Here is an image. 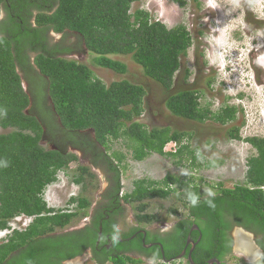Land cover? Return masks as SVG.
Here are the masks:
<instances>
[{
	"label": "trees",
	"instance_id": "obj_1",
	"mask_svg": "<svg viewBox=\"0 0 264 264\" xmlns=\"http://www.w3.org/2000/svg\"><path fill=\"white\" fill-rule=\"evenodd\" d=\"M139 1L54 0L57 7L52 13L49 11L52 7L33 2L38 8L37 27L29 22L31 13L26 17L9 11L5 30L0 35V127L7 130L0 133V232H8L0 240V264H59L81 255L90 246L94 248L99 230L96 224L80 232L55 234L87 213L92 200L86 191L97 187V177L90 166L79 162L77 153L68 150V142H56L50 148L42 145L47 136L41 122L43 117L30 109L31 95L35 92L24 88L21 73L23 71L26 79L33 82L29 72L34 69L25 68L31 66L28 51L37 52L35 65L47 78L48 94L61 127L72 134L68 138L71 145L75 148L85 142L91 149L95 147L98 160L94 162H104L108 173H114V194L124 187L122 176L128 167L129 154L136 161L152 154L178 158L177 164L186 158L191 160L192 168L219 165L214 160L197 163L199 149L190 145L193 134L189 131L169 126L148 127L140 121L147 96L142 84L128 79L106 84L88 64L56 56L53 51L59 50L58 47H49L45 42V33L50 29L56 33H77L87 50L96 55L97 67L127 74L128 65L111 56L129 55L141 66L144 75L167 93L166 108L172 115L201 124L235 122L237 106L225 103L213 109L210 102H202L203 91L185 86L192 73L189 68H183L181 59L194 44L188 27L181 23L169 28L148 10L132 11V5ZM5 2L0 0V14ZM174 2L181 7L187 4L186 0ZM252 4L253 0H249L246 8L250 10ZM179 73L184 76L179 81L181 88L176 90ZM212 81L209 79L207 85L211 86ZM226 134L228 139L245 140L255 149L247 158L244 182L233 187H225L223 183L204 184L211 190L210 194H205L202 184L171 173L160 180L136 179L133 188L125 191L124 198L135 207L139 223L162 220L157 214L148 213V203L175 194L185 210L177 226L179 242H184L187 236L184 229L180 231L181 226L199 223L204 228L202 245L207 256L224 257L231 252L226 230L232 226L225 220V215H229L238 226L258 235L257 243L264 248V137L244 138L237 125L227 129ZM116 144L120 147H115ZM168 144H174L175 151L166 150ZM75 162L77 167L71 180L82 186L80 195L70 197L65 207L49 206L46 189L58 181L60 172L68 171ZM114 199L117 197H112ZM71 205L74 211L69 210ZM178 212L177 208L169 209L170 214ZM19 216L32 218V221L25 229L11 231L12 221ZM165 251L168 253L166 246ZM16 252L20 255H15ZM127 261L133 259L116 258L113 263L126 264ZM255 264H264V257Z\"/></svg>",
	"mask_w": 264,
	"mask_h": 264
},
{
	"label": "rangeland",
	"instance_id": "obj_2",
	"mask_svg": "<svg viewBox=\"0 0 264 264\" xmlns=\"http://www.w3.org/2000/svg\"><path fill=\"white\" fill-rule=\"evenodd\" d=\"M186 1V6L181 7L174 0H141L135 2L131 10L134 11L137 8L148 10L155 19L161 20L169 28L181 23L188 27L193 36L194 44L189 49L187 56L181 59L183 68H189L192 73L188 83H192L194 79H197L196 84L205 91L202 102H210L213 109H218L225 103L237 106L239 109L238 118L233 123L221 125L213 121H207L201 124L172 115L166 108L167 93L157 83L146 77L141 66L136 64L129 55L111 56V58L128 65L129 71L124 75L97 67L94 64L96 55L90 53L83 42H80V46L76 48L80 51V55L75 53V55L64 56L88 64L94 70L95 75L106 84L123 79L142 84L147 90V96L145 98V112L140 121L148 127L169 126L176 130L189 131L193 134L190 145L192 148L199 149V152L196 153L199 157L197 163H206L211 160L219 163L218 166L212 168L204 166L192 168L191 160L186 158H183L182 162L177 164L178 158L152 154L142 161H136L129 154L128 167L122 176L123 190L125 191H130L133 188V182L136 179L149 177L160 180L167 173L202 184L205 194H210L211 190L204 187V184L223 183L225 187H233L244 182L247 171V158L255 153V149L245 140L228 139L227 129L232 125H237L241 127V134L244 138L264 137V60L261 58L260 62L253 64L248 54L251 41L248 36L243 48H241L240 42L235 39V31L245 24L242 5L244 0H215V8L210 6L209 0H199V2L194 0ZM246 1L249 2V0ZM261 9H264V0H253L250 14L252 16L254 14L257 15L256 13H260ZM52 34L54 39L61 40L59 39L60 34L53 32ZM77 37L72 35L69 38H65L64 44L75 45ZM21 73L27 85V90H30L25 73ZM183 76L184 74H181L179 81L183 80ZM39 77L45 78L41 74H39ZM209 79H213L210 87L207 85ZM45 94L48 93L46 90L44 91V87L38 85V89L35 91L36 96L31 95V99L33 98L32 101L36 103L39 114L43 117V120L46 119L44 121L41 120L46 131L48 129L46 138L42 140V145L50 148L59 141L62 144L71 142L68 138L72 134L61 127L59 118L56 115L55 121L52 122L49 108L53 111V107L49 97L48 102L50 105H46ZM32 106L33 103L30 109H33ZM45 122L47 125H45ZM4 132H7V130L0 127V133ZM80 138L81 136L77 137V139ZM172 145L174 144L167 145L166 149L170 150L172 148L175 151L176 146ZM115 147L119 148L120 144H116ZM68 149L78 154L79 162L91 159V156L85 158L83 153L73 148V146H69ZM122 150L125 151L124 147ZM76 167L77 163L75 162L68 171L60 172L58 181L46 189L45 199L49 206L61 207L65 204L69 195L79 192V186L75 185L71 180L72 172ZM95 173L97 187L86 191V195L91 198L92 202L99 200V195L105 190L107 184L104 170L99 168L96 169ZM147 208L148 213H155L161 217V224L165 221L170 223L175 218L169 213L170 208H178L179 211L183 212V208L175 194L165 200H152L148 203ZM22 219L24 220L25 218L21 216L14 219L12 221L13 224L11 223L12 227L22 228L26 224H18L19 220L21 221ZM28 222L29 220H27ZM236 232H234L236 241L239 242ZM244 232L249 233V231ZM5 235V232L0 233V240ZM240 241L243 242L241 245L245 246L244 249L250 246L252 251L256 249L253 239L246 233L242 235ZM247 256L249 257V255ZM85 258L86 254L70 261L67 260L66 263H81ZM244 262V253L236 251L235 255L229 258L228 264H244ZM85 264L93 263L87 261Z\"/></svg>",
	"mask_w": 264,
	"mask_h": 264
},
{
	"label": "flooded vegetation",
	"instance_id": "obj_3",
	"mask_svg": "<svg viewBox=\"0 0 264 264\" xmlns=\"http://www.w3.org/2000/svg\"><path fill=\"white\" fill-rule=\"evenodd\" d=\"M33 2L39 3V5L46 8L52 7L51 10H49L51 13L57 7V4L54 2V0H30V2L26 0H15V2L13 0H6V2L2 5V11L0 14V33L5 30L6 23L4 22L5 20H8V15L10 13L9 11L22 13L26 17H29L31 13L32 17L29 19V22L33 27H37L36 18L38 15V8L33 6ZM246 3H248L246 0H244L242 3L244 8L245 24L235 32V36L238 42H240V44L242 45L241 48H243V45L246 44L247 36L251 39L249 44L250 48H248V50L250 52V59L253 61V64H255L260 62L261 58H263L264 60V9H261V11H259L260 13H256L257 15L254 14V16H252L250 14V10L246 8ZM22 21L23 20H21L20 22L22 23ZM52 32L55 34H60L59 39H63V41L54 39ZM0 35H2V33ZM72 35H75L76 37L78 36L75 45L69 46L64 44V39L69 38V36ZM45 39V42L49 47H58L59 50L53 51V54L61 57L75 55V53L80 55V51L76 48L77 46H80V42H83V44L85 45L84 41L81 40L82 38L77 33L71 31L56 33L54 32V30L50 29L45 33ZM28 55L30 57V65L32 67L28 65L25 68L27 70L34 69L30 70L31 72H29L30 74L32 73L34 77L33 82H30L27 78L30 90L35 92L38 89V85H42L44 87V91L46 90L48 93L46 83L47 78L45 77V79H43L39 77L40 73L38 72L39 70L34 62L37 52L28 51ZM180 76L181 75L179 73L176 77L174 89L178 90L182 86L179 82ZM196 80L197 79H194L192 83L187 82L185 86L190 89L201 90L205 92L204 89L196 84ZM32 96L35 97L36 95ZM48 97L52 105V100L49 94H45L46 105H50L48 102ZM31 100H33V98ZM32 103L33 111L35 115H38L39 110L36 107V103L31 101V105ZM49 111L51 112L50 118L52 119V122H54L55 115L57 116V114L54 108L53 111L49 108ZM68 146H72L70 142H68ZM75 149L81 151L85 158L91 156L90 160H82L80 161V163L90 166L93 172H95L96 169L99 168L104 170V172L106 173L105 179L107 183L105 190L99 195V200L92 202L86 214L82 215V217H79V219L75 220L65 229L59 230L57 231V233H55L64 234L75 231L80 232L81 230H86L87 227L93 228L96 224H98L99 230L97 236L95 237L96 239L94 248L90 246L84 251V253L77 256L80 257L86 254V258L81 261V263L75 264H85V262L87 261H91L93 264H114V259L125 257L133 259V261H127L126 264H228L229 258L232 255H235L236 251L239 253H244V264H255L264 257V248L257 243L258 235H256L253 231L246 230L242 226H238L233 218L229 215H225V220L232 226L230 229L226 230V236L230 240L231 244V252L222 258H218L216 256H207L205 245H202L204 228L203 225H200L199 223H186L181 226L180 231H183L184 229L187 232V236L184 242H179L176 239L179 230L177 226L185 216L184 209L183 212L179 211L177 214H172V216H174L175 218L170 223L165 221L161 224V220L148 224L139 223L135 207L127 202L124 198L125 190H123L122 188V190L117 194H114L112 192L114 187L112 176L114 175V173H108L107 165H105L104 162H94L98 160L96 159L98 151H95V147H92L91 149L87 143L81 142L79 144V147H75ZM101 149L104 151L103 147H101ZM78 186L79 192L77 194L69 195L65 204L61 207L67 206V202L70 197L80 195L82 186ZM112 197H117V199L112 200ZM68 207L70 208V211H74L73 205ZM181 207L183 208L182 205ZM23 218L25 219H22L21 221L19 220V225L26 223L27 220L32 221V218ZM30 221L26 223L21 229H25L29 225V223H31ZM15 228L16 227H13L11 231H13ZM238 228L243 231L236 232ZM244 231H249L250 235H252V239L256 247V249L252 251V255H250L249 257L243 251L245 246L241 245L243 242L240 241V238L242 239L241 232ZM234 232L238 234L239 242L236 241ZM165 246L168 253L165 251ZM15 255L19 256L20 253L16 252ZM190 255L192 256V261L189 258ZM70 260L71 259H69L68 261ZM66 261L67 260H62L59 264H66Z\"/></svg>",
	"mask_w": 264,
	"mask_h": 264
},
{
	"label": "bare ground",
	"instance_id": "obj_4",
	"mask_svg": "<svg viewBox=\"0 0 264 264\" xmlns=\"http://www.w3.org/2000/svg\"><path fill=\"white\" fill-rule=\"evenodd\" d=\"M125 182V181H124ZM122 185H123V183H122ZM124 188V187H123ZM20 217V216H19ZM28 218V217H27ZM30 221V220H29ZM31 222V221H30ZM27 223V222H26ZM13 224V223H12ZM30 224V223H29ZM242 233V235H245V233L247 234V235H249L250 236V233H247V232H241ZM7 235V234H6ZM243 251H245V254L246 255H252V249L250 248V247H247V248H245ZM178 257V256H177ZM178 259V258H177ZM195 264V263H194Z\"/></svg>",
	"mask_w": 264,
	"mask_h": 264
},
{
	"label": "clouds",
	"instance_id": "obj_5",
	"mask_svg": "<svg viewBox=\"0 0 264 264\" xmlns=\"http://www.w3.org/2000/svg\"><path fill=\"white\" fill-rule=\"evenodd\" d=\"M209 4H210V6H212L213 8H215L216 7V4H215V0H209ZM223 30V29H222ZM218 31V30H217ZM237 31V30H236ZM235 31V32H236ZM235 39H236V36H235ZM237 40V39H236ZM238 41V40H237ZM248 54L250 55V52L248 51ZM193 203L195 204L196 203V201H195V199H193ZM3 232H5V233H8L7 231H3ZM0 233H2V232H0Z\"/></svg>",
	"mask_w": 264,
	"mask_h": 264
},
{
	"label": "water",
	"instance_id": "obj_6",
	"mask_svg": "<svg viewBox=\"0 0 264 264\" xmlns=\"http://www.w3.org/2000/svg\"><path fill=\"white\" fill-rule=\"evenodd\" d=\"M23 85H24V88L27 90V85H26V83L25 82H23ZM236 231H243V230H241V229H237ZM250 237L252 238V235H250ZM189 258H190V260L192 261V256L190 255L189 256ZM80 259H83V258H80ZM80 262V261H79ZM75 263H78V262H69V264H75ZM67 264V263H66Z\"/></svg>",
	"mask_w": 264,
	"mask_h": 264
},
{
	"label": "built area",
	"instance_id": "obj_7",
	"mask_svg": "<svg viewBox=\"0 0 264 264\" xmlns=\"http://www.w3.org/2000/svg\"><path fill=\"white\" fill-rule=\"evenodd\" d=\"M169 145V144H168ZM167 148V147H166ZM167 150V149H166ZM264 188V187H263ZM18 218V217H17Z\"/></svg>",
	"mask_w": 264,
	"mask_h": 264
}]
</instances>
